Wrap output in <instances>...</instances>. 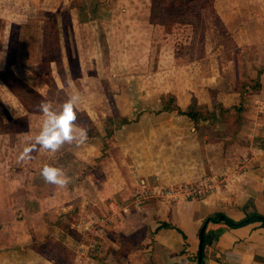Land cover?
Returning a JSON list of instances; mask_svg holds the SVG:
<instances>
[{"label":"rangeland","instance_id":"rangeland-1","mask_svg":"<svg viewBox=\"0 0 264 264\" xmlns=\"http://www.w3.org/2000/svg\"><path fill=\"white\" fill-rule=\"evenodd\" d=\"M73 94L76 124L102 138L17 163L41 130L40 103L59 111ZM170 98L183 111L194 101L212 117L162 112ZM257 151L264 0H0V211H16L25 184H49L45 165L70 181L41 189L52 236L41 215L26 225L4 221L16 234L27 224L42 234V257L67 264L68 245L74 259L92 258L105 235L136 244L155 204L165 211L187 200L191 186H210L209 194L230 175L240 183L236 175ZM31 210L23 213H42Z\"/></svg>","mask_w":264,"mask_h":264},{"label":"crops","instance_id":"crops-1","mask_svg":"<svg viewBox=\"0 0 264 264\" xmlns=\"http://www.w3.org/2000/svg\"><path fill=\"white\" fill-rule=\"evenodd\" d=\"M251 155L243 171L239 169L240 172L236 175L240 183L233 184L234 180L230 175L223 181L226 184L216 187L204 198L182 200L171 208H166L165 211L155 204L148 228L145 227L144 235L136 244H118L105 235L99 242L94 256L81 260L74 259L70 255L73 250L68 245L66 247L62 245L65 249L64 255L66 254L64 262L67 264H76V262L77 264H197L199 230L207 216L220 213L234 221L255 213L264 216V152H252ZM225 167L224 165L221 169L223 174L230 170ZM47 185L51 186L25 184V190L20 195L29 193L14 205L16 211L8 210V214L5 215L0 211V264L57 263L55 259L41 256L43 252L40 249L43 245H39L38 237L42 234L36 232L34 228L30 229L28 224L27 231L16 234L15 230L8 229L6 227L8 224L4 223V221H13L17 225L18 222L22 224L25 221L26 225L28 220L32 223L40 222L38 215H41L40 220L46 227L44 231L48 237L52 236L53 229L49 224L52 220L40 207L43 201L44 204L46 203L44 199L47 197L43 195L41 189L48 187ZM32 193L34 196L30 195ZM8 197L13 199L17 194ZM37 208H39L38 212L42 213L36 214V212L34 217L29 213L28 215L23 213V210L32 212L31 209ZM162 223L171 227L160 228ZM18 230L22 231L19 228ZM9 233L13 241H16L14 244L13 241L7 240ZM26 234L30 239L20 240ZM204 242V264H264V228L259 222L239 228H229L223 222L208 223L204 230Z\"/></svg>","mask_w":264,"mask_h":264},{"label":"clouds","instance_id":"clouds-1","mask_svg":"<svg viewBox=\"0 0 264 264\" xmlns=\"http://www.w3.org/2000/svg\"><path fill=\"white\" fill-rule=\"evenodd\" d=\"M79 98L78 94L71 95L59 111L54 110L49 102L40 103L39 111L44 117L41 130L35 137V141L20 152L17 163L30 161L34 151H45L55 156L65 144L81 146L86 143L87 129L76 124V104ZM40 175L46 183L58 188H65L70 182L60 168L50 165H45L40 170Z\"/></svg>","mask_w":264,"mask_h":264},{"label":"trees","instance_id":"trees-1","mask_svg":"<svg viewBox=\"0 0 264 264\" xmlns=\"http://www.w3.org/2000/svg\"><path fill=\"white\" fill-rule=\"evenodd\" d=\"M259 75H260V73H259ZM172 102H173V98H170V100L163 102L162 107H161V111L166 112V113L175 112L177 115L185 116L188 119H190L191 121H195V122L204 121V120H207L210 117H212L213 113L205 114L203 111H201V110H204V108L197 106L194 103V101L192 102V104H190L187 107V109L185 111L181 110L179 107L172 104ZM88 137L89 138H98V137L102 138V137H100L99 134H89ZM211 222L212 223L223 222L229 228H239V227L246 226L248 224L259 222V223H261V227L264 228V216H262L260 214H256V213L252 214L250 216H247L246 218L239 220V221H234V220L228 218L227 216H225L223 214L216 213V214L207 216L203 220L201 228L202 227L205 228V226ZM170 227L171 226L169 224H166V223H162L160 225V228H170ZM204 245H205V242H204V233H203L201 264H204V261H203Z\"/></svg>","mask_w":264,"mask_h":264},{"label":"built area","instance_id":"built-area-1","mask_svg":"<svg viewBox=\"0 0 264 264\" xmlns=\"http://www.w3.org/2000/svg\"><path fill=\"white\" fill-rule=\"evenodd\" d=\"M210 191V186H207V189H202L200 186H191L187 189L184 190V196L186 197V199H198V198H203L206 197V195L208 194V192ZM154 193V192H153ZM178 193L180 192H176V194H174V192L172 193V197L175 195H178ZM157 197L158 195L164 196V192H160L158 195L155 194ZM144 199L146 198L145 196L143 197Z\"/></svg>","mask_w":264,"mask_h":264},{"label":"water","instance_id":"water-1","mask_svg":"<svg viewBox=\"0 0 264 264\" xmlns=\"http://www.w3.org/2000/svg\"><path fill=\"white\" fill-rule=\"evenodd\" d=\"M205 228L202 227L199 231V244H198V255H197V264H201V255H202V246H203V233Z\"/></svg>","mask_w":264,"mask_h":264}]
</instances>
